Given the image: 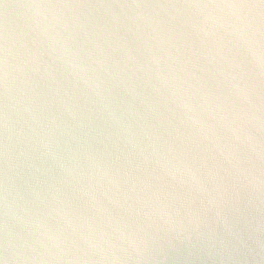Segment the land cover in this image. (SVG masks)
<instances>
[{
    "label": "water",
    "instance_id": "1",
    "mask_svg": "<svg viewBox=\"0 0 264 264\" xmlns=\"http://www.w3.org/2000/svg\"><path fill=\"white\" fill-rule=\"evenodd\" d=\"M0 264H264V3L0 0Z\"/></svg>",
    "mask_w": 264,
    "mask_h": 264
},
{
    "label": "snow or ice",
    "instance_id": "2",
    "mask_svg": "<svg viewBox=\"0 0 264 264\" xmlns=\"http://www.w3.org/2000/svg\"><path fill=\"white\" fill-rule=\"evenodd\" d=\"M261 3H264V0H261Z\"/></svg>",
    "mask_w": 264,
    "mask_h": 264
}]
</instances>
